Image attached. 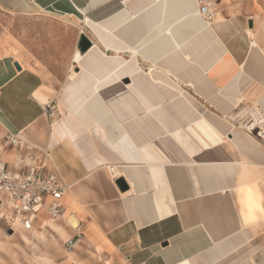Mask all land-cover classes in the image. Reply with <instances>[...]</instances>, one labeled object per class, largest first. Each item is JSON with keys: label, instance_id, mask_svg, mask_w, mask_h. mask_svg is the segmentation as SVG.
<instances>
[{"label": "crops", "instance_id": "1", "mask_svg": "<svg viewBox=\"0 0 264 264\" xmlns=\"http://www.w3.org/2000/svg\"><path fill=\"white\" fill-rule=\"evenodd\" d=\"M223 19L204 20L197 0H0V45L18 52L0 50V160L18 174L43 163L68 187L64 216L50 221L42 210L32 230L9 224L2 214L11 210L0 206V264H264V143L242 128L251 111L264 115V23ZM49 22H72L77 43L82 34L93 43L60 80L29 63L34 28ZM151 65L200 111L234 125L233 151L211 161L210 143L189 126L161 127H193L200 116L162 119L159 105L143 115L151 103L139 99L132 114L77 116L98 89L130 85ZM53 100L55 136L42 108ZM250 193L260 205L251 214Z\"/></svg>", "mask_w": 264, "mask_h": 264}, {"label": "bare ground", "instance_id": "2", "mask_svg": "<svg viewBox=\"0 0 264 264\" xmlns=\"http://www.w3.org/2000/svg\"><path fill=\"white\" fill-rule=\"evenodd\" d=\"M215 19L217 20L218 23L219 22L224 23V24L227 23L222 18L219 12L215 13ZM252 51L255 53L256 51H260L258 48V45H256V47ZM258 55L256 56L258 57ZM81 56L82 54L80 53V51H76L74 55V61L77 63L81 59ZM261 62L263 61L261 60ZM131 80H132V83L130 85H127L124 81L119 80L115 84H112L102 89H98L96 93L93 96H91V98L89 99V103L81 108L77 116L83 115L84 113H86L88 115L95 116L97 118H102L106 116L107 113H110V111L112 112L113 115H117L119 117L124 116L126 111L129 114H132L133 112H135L133 110V107L131 106L132 101L139 99V100H143L144 102L151 103V106L149 108L145 107V113L143 115L148 114V113H153L154 105H159L162 107L165 106V109L161 111L162 114L160 113L161 114L160 117L162 119H169V118L179 119L183 117H185L186 119H189L192 115H193L192 117L196 115L200 116L199 120L194 119L196 120V122H194L193 127L190 125H186L184 122H181V123L178 122L177 124H173V125L166 122V123H162L161 127H162V131H165L164 129L168 127L170 128L169 130H175V128H178L180 126L182 127L189 126L188 128L189 131L201 143L203 144L206 143V147H207V143L208 144L210 143L209 145L210 148L209 149L206 148V149H207L208 155L210 156L211 161L216 160L215 157H217V153H220L223 149L227 152H231L235 149L234 144H232L231 140L228 139L227 134H226V132L232 131L234 129V125L230 123L229 121H227L226 119L219 118L212 114L200 111L198 106L194 105L190 101L192 99L183 90V88L180 87V85L176 81H174L173 78H171L168 74H166L162 69H160L156 65H151L149 68L141 70L140 72L133 75L131 77ZM123 103L128 104V109L125 107ZM105 104H107L108 107H105ZM204 115L205 116L208 115L209 117L206 118ZM53 118L55 122L54 127H53V134L55 136L59 130L58 129L59 124L57 122L59 121L58 120L59 118L57 114H55ZM114 122L116 121L114 120ZM138 124L141 126V122H138ZM137 128L139 127L137 126ZM215 134L219 136V139L220 137L227 138V141H226V143L228 144L227 148L225 147V143L220 144V142H218L219 139L217 137H214ZM162 144H165V143L162 142ZM166 150L168 151L171 157L172 156L175 157V155H177L175 153H172L168 149ZM178 156L176 157V160L180 161L179 159L180 157ZM248 201L249 202L245 204L244 206L249 210L248 212L250 214L252 213L253 209L260 210L259 202L253 198L251 193L248 194ZM71 216L72 215H70V217ZM17 223L21 224L20 222H17ZM183 264H190V263L185 262Z\"/></svg>", "mask_w": 264, "mask_h": 264}, {"label": "built area", "instance_id": "3", "mask_svg": "<svg viewBox=\"0 0 264 264\" xmlns=\"http://www.w3.org/2000/svg\"><path fill=\"white\" fill-rule=\"evenodd\" d=\"M199 14L206 21L215 19L213 0H197ZM46 116L53 118L56 114L54 101L42 106ZM243 129L264 143V115L258 109L250 114V120L243 123ZM7 143L18 147L19 141L16 135L10 134ZM68 187L63 183L61 177L53 170H48L45 164L38 167H31L27 173L18 174L12 171L8 165L0 160V193L5 199L0 206L9 210L10 213L2 214V218L9 224L20 222L27 229L32 230L38 214L45 210L50 221L61 219L66 208L64 198ZM46 199V200H45ZM75 242L70 241L66 245L67 251H71Z\"/></svg>", "mask_w": 264, "mask_h": 264}, {"label": "rangeland", "instance_id": "4", "mask_svg": "<svg viewBox=\"0 0 264 264\" xmlns=\"http://www.w3.org/2000/svg\"><path fill=\"white\" fill-rule=\"evenodd\" d=\"M215 13L219 12L223 17H231L237 14H246L254 16L264 23V0H213ZM216 1V2H215ZM237 28L240 23L237 19ZM71 24L62 25L59 23H52L34 28L38 34L33 38V43L30 46L32 50V59L29 63L38 66L44 70L51 77L62 79L65 78L72 66V58L76 51H78V39L76 37L75 29ZM248 32L250 36L254 37L252 30L244 29L243 33ZM41 33V35H40ZM11 45H0V50L3 54L18 55ZM28 63V65H29ZM55 107L57 102L55 100ZM57 111V109L55 108ZM253 113V111H251ZM57 114V113H56ZM58 116V115H57ZM250 120V115L246 122ZM49 121L53 122L54 118L49 117Z\"/></svg>", "mask_w": 264, "mask_h": 264}, {"label": "water", "instance_id": "5", "mask_svg": "<svg viewBox=\"0 0 264 264\" xmlns=\"http://www.w3.org/2000/svg\"><path fill=\"white\" fill-rule=\"evenodd\" d=\"M249 27H250V29H253V22L252 21H249ZM92 47H93L92 41L85 34H82L80 36L79 42H78V50L80 51V53L85 54ZM15 67L17 68L18 71L21 70V67L19 66L18 63H15ZM116 184L119 187L121 192H126L129 190V187H128V185L124 179L117 180Z\"/></svg>", "mask_w": 264, "mask_h": 264}]
</instances>
